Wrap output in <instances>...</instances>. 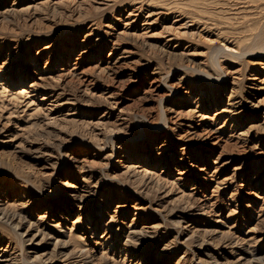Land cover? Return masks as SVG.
Returning a JSON list of instances; mask_svg holds the SVG:
<instances>
[{"label": "rangeland", "instance_id": "374dc122", "mask_svg": "<svg viewBox=\"0 0 264 264\" xmlns=\"http://www.w3.org/2000/svg\"><path fill=\"white\" fill-rule=\"evenodd\" d=\"M0 264H264V0H0Z\"/></svg>", "mask_w": 264, "mask_h": 264}, {"label": "bare ground", "instance_id": "6f19581e", "mask_svg": "<svg viewBox=\"0 0 264 264\" xmlns=\"http://www.w3.org/2000/svg\"><path fill=\"white\" fill-rule=\"evenodd\" d=\"M218 59V58H217Z\"/></svg>", "mask_w": 264, "mask_h": 264}]
</instances>
